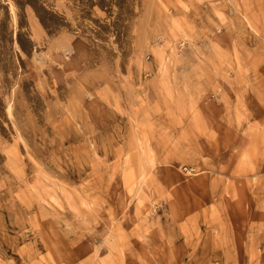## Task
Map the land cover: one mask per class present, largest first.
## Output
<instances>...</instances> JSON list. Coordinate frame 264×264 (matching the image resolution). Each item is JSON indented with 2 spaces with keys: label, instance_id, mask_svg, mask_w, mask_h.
I'll return each instance as SVG.
<instances>
[{
  "label": "rangeland",
  "instance_id": "1",
  "mask_svg": "<svg viewBox=\"0 0 264 264\" xmlns=\"http://www.w3.org/2000/svg\"><path fill=\"white\" fill-rule=\"evenodd\" d=\"M0 264H264V0H0Z\"/></svg>",
  "mask_w": 264,
  "mask_h": 264
}]
</instances>
